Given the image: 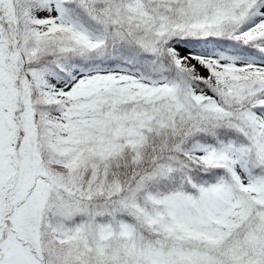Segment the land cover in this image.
Here are the masks:
<instances>
[{
    "label": "snow or ice",
    "instance_id": "snow-or-ice-1",
    "mask_svg": "<svg viewBox=\"0 0 264 264\" xmlns=\"http://www.w3.org/2000/svg\"><path fill=\"white\" fill-rule=\"evenodd\" d=\"M0 264H264V0H0Z\"/></svg>",
    "mask_w": 264,
    "mask_h": 264
}]
</instances>
